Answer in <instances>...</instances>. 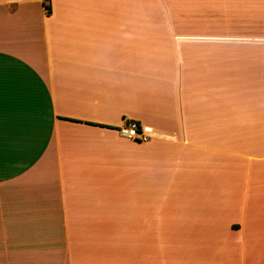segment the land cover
Returning a JSON list of instances; mask_svg holds the SVG:
<instances>
[{"label": "crops", "instance_id": "1", "mask_svg": "<svg viewBox=\"0 0 264 264\" xmlns=\"http://www.w3.org/2000/svg\"><path fill=\"white\" fill-rule=\"evenodd\" d=\"M0 264H264V0H0Z\"/></svg>", "mask_w": 264, "mask_h": 264}, {"label": "built area", "instance_id": "2", "mask_svg": "<svg viewBox=\"0 0 264 264\" xmlns=\"http://www.w3.org/2000/svg\"><path fill=\"white\" fill-rule=\"evenodd\" d=\"M119 135L132 141H147L148 136L137 122H128L119 129Z\"/></svg>", "mask_w": 264, "mask_h": 264}]
</instances>
